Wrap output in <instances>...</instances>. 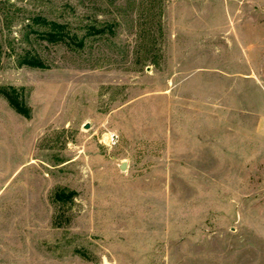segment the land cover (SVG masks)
Masks as SVG:
<instances>
[{
    "label": "rangeland",
    "instance_id": "374dc122",
    "mask_svg": "<svg viewBox=\"0 0 264 264\" xmlns=\"http://www.w3.org/2000/svg\"><path fill=\"white\" fill-rule=\"evenodd\" d=\"M0 264H264V0H0Z\"/></svg>",
    "mask_w": 264,
    "mask_h": 264
},
{
    "label": "water",
    "instance_id": "95a60500",
    "mask_svg": "<svg viewBox=\"0 0 264 264\" xmlns=\"http://www.w3.org/2000/svg\"><path fill=\"white\" fill-rule=\"evenodd\" d=\"M120 167L122 170L126 169V162L122 163Z\"/></svg>",
    "mask_w": 264,
    "mask_h": 264
},
{
    "label": "built area",
    "instance_id": "2783aa9c",
    "mask_svg": "<svg viewBox=\"0 0 264 264\" xmlns=\"http://www.w3.org/2000/svg\"><path fill=\"white\" fill-rule=\"evenodd\" d=\"M114 138H115V136H114V135H110V140H111V141H113V140H114Z\"/></svg>",
    "mask_w": 264,
    "mask_h": 264
}]
</instances>
